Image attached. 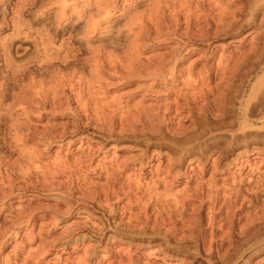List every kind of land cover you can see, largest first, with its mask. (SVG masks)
<instances>
[{
  "label": "rangeland",
  "instance_id": "rangeland-1",
  "mask_svg": "<svg viewBox=\"0 0 264 264\" xmlns=\"http://www.w3.org/2000/svg\"><path fill=\"white\" fill-rule=\"evenodd\" d=\"M0 264H264V0H0Z\"/></svg>",
  "mask_w": 264,
  "mask_h": 264
}]
</instances>
